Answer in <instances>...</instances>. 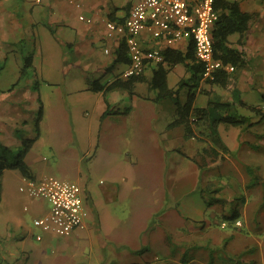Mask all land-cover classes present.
<instances>
[{"label":"rangeland","instance_id":"374dc122","mask_svg":"<svg viewBox=\"0 0 264 264\" xmlns=\"http://www.w3.org/2000/svg\"><path fill=\"white\" fill-rule=\"evenodd\" d=\"M238 1L253 11V21L243 44L237 34L229 43L243 50L247 64L226 87L198 80L194 104L231 100L235 86L241 101L264 112V19H257L264 0ZM38 10L40 0H0V126H10L6 145L14 152L34 138L24 160L38 177L80 185L87 215L67 237L43 231L33 218L48 210V202L20 191L19 171L4 169L0 264H137L142 255L144 264H264V120L252 126L221 123L229 153L210 160L200 155L206 137L186 136L183 124L166 128L176 117L175 98L154 101L157 91L146 82L135 83L133 95L124 89L107 93L109 111L117 113L99 118V97L86 88V77L106 80L112 73L85 72L69 47L60 53ZM99 44L95 57L112 62L113 47L105 56ZM30 53L31 65L18 81L22 58ZM124 68L119 63L114 72ZM187 76L179 64L168 71L167 84L175 88ZM187 90H179L182 102ZM12 105L19 111L4 116L2 106ZM235 105L251 121L260 117L247 105ZM251 179L256 183L248 186ZM235 205L240 226L225 218Z\"/></svg>","mask_w":264,"mask_h":264},{"label":"trees","instance_id":"16d2710c","mask_svg":"<svg viewBox=\"0 0 264 264\" xmlns=\"http://www.w3.org/2000/svg\"><path fill=\"white\" fill-rule=\"evenodd\" d=\"M214 7L218 11V18L211 31L213 40V56L220 59L225 64L233 65V71L227 72L221 70L217 72L212 79H203V65L195 58L193 44L190 41L186 51L182 52L169 48L166 49V51H164V60L166 64H156L149 77L145 76L143 73L126 78L118 75L105 82H101L98 78L93 79L88 85L89 90L101 92L104 96L108 92L116 89H124L130 95H133L135 83L146 82L148 89L157 91L156 97L153 99L154 101L162 98L174 97L173 110L176 117L167 123L166 128H173L176 125L183 124L186 136L195 137L197 139L206 137L209 144L208 147L205 146L201 149L200 155H208L210 160H216L223 157L224 154L229 153L228 146L219 134L218 127L221 123L232 126H252L264 120V112H261V109L254 105H247L240 100V90L235 86L231 89L233 95L231 100H221L217 98L215 101L208 100V103L205 106H196L194 104L197 96L194 86L197 85L198 80H206L221 87H226L229 86V83H235L237 78L236 71L239 72V70L243 69L247 64L243 50L231 46L229 43V36L237 34L239 36V44H243V38L249 30L252 13L244 11L238 0H214ZM32 56V53L23 56V64L19 70L20 75L18 81L25 75V72L30 67ZM116 62H129V57L124 43L120 44L117 51V56L114 59V63ZM175 64H183L188 76L180 78L176 83L177 87L173 88L169 87L167 84V73ZM184 86L188 87V90L186 97L182 102L179 99V90ZM200 92L204 93L205 91ZM207 93L208 92H206V94ZM236 103L247 105L250 110L255 111L257 114L259 113L260 117L256 121H251L250 116L241 114L237 111L235 105ZM111 112L116 114L117 110L109 111V105L107 104V108L101 117ZM41 118L42 106L39 108L36 119L39 122ZM36 125H38V123ZM37 136L38 127L36 129V137ZM33 140L34 138L24 140L23 142L25 144L23 148L17 152H14L9 146L0 141V176L2 171L8 168L18 170L23 177H35L32 170L24 160L25 154ZM192 160L195 161L194 158H192ZM197 165L199 168H203L202 164L197 163ZM254 177L255 174L252 173V179ZM252 179L248 186H252L256 183V181ZM213 190L217 191L218 188H214ZM237 198V201H239L238 203H242L244 201L243 196H239ZM236 206L237 205L232 207L230 214L225 215V218L237 219L240 216V212Z\"/></svg>","mask_w":264,"mask_h":264},{"label":"built area","instance_id":"2783aa9c","mask_svg":"<svg viewBox=\"0 0 264 264\" xmlns=\"http://www.w3.org/2000/svg\"><path fill=\"white\" fill-rule=\"evenodd\" d=\"M79 18L84 16L80 14ZM217 18L214 0H133L123 20H105L106 36L125 44L129 57L121 72L125 78L143 73L148 63H164L163 49L181 39H190L194 56L203 65L202 78L212 79L221 70H234L233 65L213 56L211 31ZM142 34L147 35L144 47L140 41ZM104 52L110 53L111 47H104ZM18 189L29 197L48 202V211L33 218V223L43 231L67 237L84 225L87 210L83 190L77 182L52 175L23 177ZM234 224L240 226L242 222L235 219ZM221 225L225 226L226 222L223 220ZM35 237L41 238L40 234Z\"/></svg>","mask_w":264,"mask_h":264},{"label":"crops","instance_id":"0c3cea01","mask_svg":"<svg viewBox=\"0 0 264 264\" xmlns=\"http://www.w3.org/2000/svg\"><path fill=\"white\" fill-rule=\"evenodd\" d=\"M132 2L133 0H121L120 2H114L112 0H40V10H38L37 12L40 13V16L44 17L45 22H43V26L53 36L55 40L54 45L60 53L64 51L63 48L69 47V49H73L75 55L78 56L75 58L76 62L84 63L85 72L93 73L97 69L98 72L101 71L100 73H103V75L104 74L106 75L107 73H112V77L107 78L106 80H101L100 79L101 76L89 77L86 75V73H84L87 76L86 79H89V83L91 80H93L92 79L93 77L94 79L97 78L100 79L101 82H105L111 80L115 76L120 75V73L123 71L120 70L121 72L119 71L120 72L119 74L117 72H114V68L116 67V65L122 63V62L114 63V59L117 56V51L121 43L118 44L115 40L109 39L106 36L105 20L106 19L119 20V21L123 20L124 17L127 15L132 5ZM76 4H78V6ZM243 10L253 14V11L251 10L248 9H243ZM80 14L84 16L83 19L79 18ZM263 14L264 11L261 13V15L259 14L260 17L258 16L259 18H257L258 23L259 20L261 21L264 19ZM86 18H90L91 21L88 22ZM245 37L247 38V34H245ZM100 41H102V51L103 54H105V56H107L106 54L109 53L104 52V47L106 46L113 47L112 53L114 55V58H111L112 62L110 61V59L101 60L100 58L95 57L100 53L99 51ZM140 41L143 47L147 46L146 44L147 35L142 34L140 36ZM190 41H191L190 39H181L180 41L176 42L173 46H170L169 49H174L182 52L186 51ZM116 44H118V47H116ZM166 49L168 48H165L163 50L166 51ZM81 59H84V61ZM123 64L124 67H126L127 63H123ZM164 64H166V62H164ZM155 65L156 64L154 63H148L143 71V74L145 76H147V73L151 75ZM178 66L179 64H175L174 66H172L171 69L174 68L176 69ZM88 85L86 87L87 89H88ZM113 91L108 92V94ZM93 93H95L96 95L98 94L99 97V102L96 111H98L99 113L98 117L100 118L107 108V103L110 104L111 102L101 92H93ZM2 107H4L2 109V112L3 110L5 111V113L3 112L4 116L7 115L8 117H11L9 115L12 110H13L12 112H14V110L16 109L19 111V108L16 107V105H12L9 107H5V106ZM112 111H114V109ZM9 127L10 126L7 124H2L0 126V137L4 140L3 141L0 138V141L5 145H6V141L7 143H10V141L12 140L11 138L12 131L10 130ZM34 176L38 177L36 174H34ZM22 178L23 176L21 175V179ZM1 186H2V182L0 184V198L3 197ZM46 212H43L42 214H45ZM160 258L161 257L157 258V256H155L152 259L159 260ZM146 262H148V260L144 257V255H142V259L137 264H144Z\"/></svg>","mask_w":264,"mask_h":264}]
</instances>
